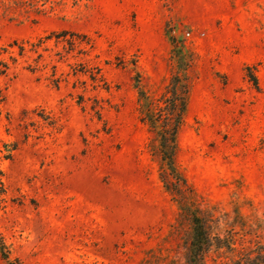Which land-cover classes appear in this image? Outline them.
Returning <instances> with one entry per match:
<instances>
[{"label":"rangeland","instance_id":"obj_1","mask_svg":"<svg viewBox=\"0 0 264 264\" xmlns=\"http://www.w3.org/2000/svg\"><path fill=\"white\" fill-rule=\"evenodd\" d=\"M174 72L179 195L140 116ZM0 170L15 264H186L194 211L230 264L264 241V0H0Z\"/></svg>","mask_w":264,"mask_h":264},{"label":"trees","instance_id":"obj_2","mask_svg":"<svg viewBox=\"0 0 264 264\" xmlns=\"http://www.w3.org/2000/svg\"><path fill=\"white\" fill-rule=\"evenodd\" d=\"M21 51L24 48L21 46ZM4 67H7L4 65ZM6 69L2 70L5 72ZM191 86L187 77L174 72L169 78L162 95L156 102L145 104L141 109V120L148 127L150 139L148 149L159 158L160 178L165 187L173 195H179L187 179L180 169L177 156L179 152V133L185 123L188 111ZM140 98L148 100L147 93L140 91ZM2 172L0 170V182ZM182 206L183 203L180 202ZM193 235L186 264H208L214 248L223 247V240L213 237L205 226L203 218L198 212H191ZM217 242V243H216ZM226 247H229L226 245ZM233 254L230 264H264V241L257 242L242 250L236 248L228 250ZM0 254L9 264H15L10 258V251L0 234Z\"/></svg>","mask_w":264,"mask_h":264}]
</instances>
